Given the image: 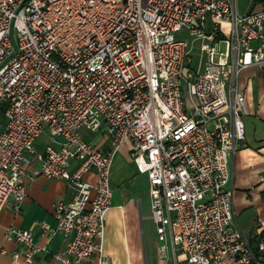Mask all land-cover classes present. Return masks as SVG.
Segmentation results:
<instances>
[{"label":"built area","instance_id":"built-area-1","mask_svg":"<svg viewBox=\"0 0 264 264\" xmlns=\"http://www.w3.org/2000/svg\"><path fill=\"white\" fill-rule=\"evenodd\" d=\"M183 29L188 37L177 36ZM250 66H264V7L0 0V211L10 200L20 209L25 178L64 179L74 199L54 204L56 224L38 222L42 236L64 234L53 258L111 264V169L129 140L149 177L158 237L170 238L186 264H264V234L242 230L231 184V157L246 140L238 78ZM97 131L107 133V147L87 139ZM43 133L48 142L39 147ZM6 237L21 244L12 253L20 264L48 250L30 229L11 224Z\"/></svg>","mask_w":264,"mask_h":264},{"label":"crops","instance_id":"crops-1","mask_svg":"<svg viewBox=\"0 0 264 264\" xmlns=\"http://www.w3.org/2000/svg\"><path fill=\"white\" fill-rule=\"evenodd\" d=\"M251 2L254 4L244 12L264 7L262 1ZM239 86L246 94V140L231 157V184L235 188L234 208L240 226L251 236L258 232L264 234V79L262 76L248 77L247 82H239ZM95 134L99 135L96 143L92 141L96 146L109 145L110 139L105 131L89 133L91 138ZM42 135L46 141L39 143L37 139L39 147L48 142L47 135L43 133L39 137ZM37 164L38 161L33 160L29 168ZM86 176L96 179L94 172ZM25 181L27 196L20 209H16L10 200L0 211V264H20L12 253L20 250L21 244L6 237V227L11 224L32 230L36 241L47 246L48 250L39 252L33 264H57L53 253L63 246L64 234L59 231L50 238L42 236L38 222L46 220L56 224L54 204L74 199L76 189L64 179L45 175L32 180L25 178ZM111 184L113 196L106 214L105 238V253L111 264H147V258L148 264H182L181 252L174 250L170 238L166 243H160L157 229L156 241L144 239L143 219L153 220L151 185L148 174L138 170L131 156L129 140L123 141L114 156ZM90 261L95 264V257Z\"/></svg>","mask_w":264,"mask_h":264},{"label":"rangeland","instance_id":"rangeland-1","mask_svg":"<svg viewBox=\"0 0 264 264\" xmlns=\"http://www.w3.org/2000/svg\"><path fill=\"white\" fill-rule=\"evenodd\" d=\"M252 0H237V9L239 13H245V9H247L250 4L253 5L254 3L251 2ZM249 9V8H248ZM247 12V11H246ZM178 37H188V33L186 31V29H183L181 31H178L177 33ZM222 48H224V43L220 44ZM261 67H250V68H246L243 69L242 71H240L239 73V82H247V78L251 77L254 78L256 76H262L264 79V68ZM1 128V126H0ZM98 137L99 135H94L92 138L90 137V135L87 134V139H89L90 141L93 142H97L98 141ZM46 141V137L44 135H42L41 137L38 138V142L39 143H43ZM143 230H144V239L147 238L148 240H153L156 241L157 238V233H156V224L153 220L151 219H143ZM160 243H166L165 241H160ZM182 264H186L184 260H182L181 262ZM147 264H148V258H147Z\"/></svg>","mask_w":264,"mask_h":264},{"label":"trees","instance_id":"trees-1","mask_svg":"<svg viewBox=\"0 0 264 264\" xmlns=\"http://www.w3.org/2000/svg\"><path fill=\"white\" fill-rule=\"evenodd\" d=\"M256 1V0H255ZM1 118H2V114H1Z\"/></svg>","mask_w":264,"mask_h":264}]
</instances>
